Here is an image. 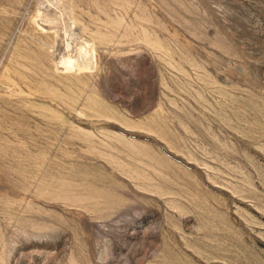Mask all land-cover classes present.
Segmentation results:
<instances>
[{"label": "rangeland", "instance_id": "obj_1", "mask_svg": "<svg viewBox=\"0 0 264 264\" xmlns=\"http://www.w3.org/2000/svg\"><path fill=\"white\" fill-rule=\"evenodd\" d=\"M0 264H264V0H0Z\"/></svg>", "mask_w": 264, "mask_h": 264}]
</instances>
